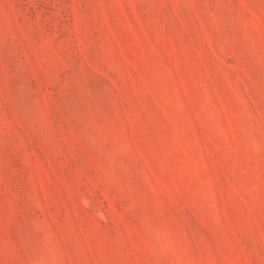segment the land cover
<instances>
[{
	"label": "rangeland",
	"instance_id": "obj_1",
	"mask_svg": "<svg viewBox=\"0 0 264 264\" xmlns=\"http://www.w3.org/2000/svg\"><path fill=\"white\" fill-rule=\"evenodd\" d=\"M0 264H264V0H0Z\"/></svg>",
	"mask_w": 264,
	"mask_h": 264
}]
</instances>
